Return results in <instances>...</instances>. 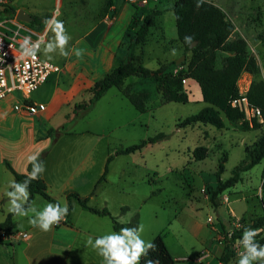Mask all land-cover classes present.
<instances>
[{
  "label": "rangeland",
  "instance_id": "1",
  "mask_svg": "<svg viewBox=\"0 0 264 264\" xmlns=\"http://www.w3.org/2000/svg\"><path fill=\"white\" fill-rule=\"evenodd\" d=\"M174 1H156V6L164 11L150 29L147 36L150 41L145 44L143 52L136 51L137 62L150 69L157 68L158 60H176L184 56L174 66V72H177L181 68L180 63L189 55V52H183L182 45L177 40L174 13L170 10ZM208 1L219 6L232 22V36L245 38L250 53L258 51L260 55L256 54L264 72V0ZM127 4L134 10L138 9L133 4ZM150 5L151 3L145 6L146 9ZM7 17L9 14L0 12V19ZM160 25H164V32ZM173 49L176 50V55L172 54ZM219 63L220 57L217 65ZM125 81L126 85L133 83V87L140 88L135 77H129ZM237 83L239 90L244 92L248 85V75L241 73ZM183 85L188 96L187 102H162L159 91L151 85L146 87L150 99L147 102L148 109L144 112L135 109L122 96L124 106H119L108 114L93 108L85 115L69 120L57 137L55 133L50 135L53 146L49 156L53 157L52 167L55 169H50L48 175H54L59 181L67 176L74 178L72 183H76L83 194L78 193L79 196L88 197L87 203L92 207H106L118 223H130L134 221V215H138L137 226L143 225L141 238L145 242L151 241L158 233H165L164 240L170 253L190 262L204 249L213 253L218 250V243L222 247L223 236L228 230L239 229L243 221L264 213V204L257 195L261 190L264 161L240 172L239 181L221 192L215 199V205L211 203L207 193L208 188L218 180L215 172L218 163L222 162L221 157L226 155L219 179L225 180L241 164L246 147L264 134V125L242 130L221 115L225 122L224 128L208 123L178 127L179 120L207 105L194 80L184 79ZM118 91L120 89L117 87L110 88V93ZM11 95L20 97V92L15 90ZM245 113L248 118L253 114L249 110ZM68 125L72 127L68 129ZM159 133L164 136L140 150L127 154L118 153L127 146ZM200 145L207 148V155L196 160L193 150ZM85 153L87 157L84 158ZM1 156L11 155H6L2 150ZM108 156H111V160L107 173L104 180L98 182ZM7 168L6 164L1 166L0 175H11ZM78 178L84 180L82 185L77 182ZM3 197H7L6 194L0 196V220H3L2 216L8 210V201L1 199ZM61 201L63 202L59 198L58 202L62 206ZM47 203L50 202L38 198L34 206L37 210H43ZM73 203L76 209L72 211L74 225L85 230L94 228L89 218L93 214L78 206L75 199ZM1 209L4 210L3 213ZM31 215L33 214L30 213L29 216ZM14 219L18 232L26 231L33 236L27 241L11 238L7 234L6 238L2 237L0 264H104L103 258L86 245L87 240L77 237L72 244L66 246L53 241L51 231L44 232L32 227L28 222L29 217L17 216ZM221 222L226 226L225 231L221 228ZM93 230L101 236L120 231L113 229L112 220L107 215H104L103 221ZM14 233L17 232H11ZM262 237L264 231L256 240L259 242ZM238 246L236 256L243 251L239 243ZM52 248L62 253H52Z\"/></svg>",
  "mask_w": 264,
  "mask_h": 264
},
{
  "label": "trees",
  "instance_id": "2",
  "mask_svg": "<svg viewBox=\"0 0 264 264\" xmlns=\"http://www.w3.org/2000/svg\"><path fill=\"white\" fill-rule=\"evenodd\" d=\"M157 2H154L142 19L138 15H133L131 26L128 27L126 52L122 58L118 59L115 67L96 80L88 89L90 98L74 105V114L78 115L91 107L110 87L119 88L135 109L140 112L148 109L147 102L150 96L146 87L151 85H154L159 91L162 102H187L188 96L184 89L183 80L192 79L198 84L201 98L207 105L198 112L179 120L177 122L178 127L208 123L217 128H224L225 122L221 115L229 123L242 130L256 129L264 125V79L261 77L260 67L254 54L249 52L246 39L242 36H232L234 31L232 22L226 17L224 11L211 1L206 0L205 3L197 7V0H175L170 6V10L174 13L177 40L181 43L183 52H189L184 62L180 63L179 71L174 72L175 60L162 63L155 69L133 62V46L145 41L149 28L154 26L157 16L164 11V9L156 6ZM185 36L193 37L194 46L190 47L185 44ZM262 42L264 47V38ZM218 57H220L219 65H217ZM243 71L252 75V80L244 95L239 92L237 85ZM129 77H135L140 88L133 87V83L126 85L125 80ZM242 97L246 98L248 108L259 110V116L255 115L248 118L243 103L232 104L233 100H239ZM163 136L159 133L154 137L140 140L119 150L118 153L127 154L140 150L146 144L155 142ZM245 151L241 164L236 166L225 180L219 179L220 173L224 169L223 161L226 160V155L221 157L222 162L218 163L215 172L218 180L208 188L207 192L213 205H215V199L221 192L239 181L240 172L247 171L255 164L264 161V134L251 146L246 147ZM206 155L207 148L203 145L197 146L193 150V157L196 160H201ZM44 157L45 152L40 153V159L44 161ZM110 160L111 156H108L98 182L104 180ZM6 166L13 173L15 181L21 182L26 178L27 174L16 173L7 162ZM28 171L31 172L30 164ZM260 187L264 189V175ZM29 192L31 202L35 195H39L48 202L59 203L56 198L47 193L43 178L32 181L29 185ZM68 197H74L79 206L86 211L98 216H109L114 230L126 226L137 227L138 225V215L136 214L133 217L135 218L134 221L118 223L106 207L95 208L90 206L87 203L88 197H80L75 192L69 193ZM261 202L264 204V199H261ZM68 209L69 214L71 211L70 204ZM246 227H264V213L250 218L248 221H243L242 226L233 230L230 237H227L226 233L224 234L223 248L219 256L220 264H227L234 258L236 254L231 244L234 239L242 236ZM13 228V214L9 212L0 222V231L8 234L13 232ZM221 228L226 230L223 222H221ZM164 238L165 233H158L151 239L156 245V251L150 250L148 256L141 259L140 264H145L146 259H152L156 264H175L176 261L168 250ZM259 242L264 244V237Z\"/></svg>",
  "mask_w": 264,
  "mask_h": 264
},
{
  "label": "crops",
  "instance_id": "3",
  "mask_svg": "<svg viewBox=\"0 0 264 264\" xmlns=\"http://www.w3.org/2000/svg\"><path fill=\"white\" fill-rule=\"evenodd\" d=\"M153 4L148 6V9ZM20 9L30 16V21L27 22L29 24H25L26 21L20 20L22 24L34 32L43 33V35L45 34L44 20L58 13L57 18L64 22L71 40L67 48L69 51L67 57H61L58 49L50 53L53 56L51 60H48L42 52L39 53L42 59L56 65L58 70L50 73L38 88L31 91L25 99L21 94L20 97L9 94L0 101V168L7 162L16 173L27 174L29 172L27 157L35 153L45 152L46 171L42 178L46 184V191L57 200L61 198L63 200V202L61 201L62 206L65 202L67 205H71L68 216L58 225L53 226L51 230L52 240L67 246L72 244L77 237L84 240L89 237L95 239L101 235L93 229H96L103 221L104 216L92 213L93 217H89L94 225L92 229L85 230L80 226L76 227L72 218V211H76L73 203L75 198L68 197V194L71 192L82 194L81 190L76 187V183H72L74 178H67V176L59 181V178H55L54 175H48L50 169L53 171L55 169V167H52L54 165L53 157L49 156L51 154L50 149L53 146L51 145L52 138L50 135L55 133L57 137L62 129L67 126L69 120L83 116L93 108L101 109L103 114H108L109 111L124 106L123 97L125 96L120 91L110 93V88H112L110 87L91 107L78 115L74 114V105L90 98L88 89L96 80L115 67L118 59L122 58L126 52L128 27L131 26L133 15H138L142 19L148 9L138 7L137 10H134L124 0H0V12H6L9 17L15 18L17 11ZM159 16H157L156 22ZM104 17H109L110 22L108 24L103 22ZM163 27L164 25H160L162 32H164ZM151 28L152 26L148 30L145 41L135 44L132 48L134 63H140L137 62L136 51L143 52L145 44L150 41L147 36ZM52 36L53 33H47V38L50 39ZM76 50H82L83 55L77 57L75 55ZM256 53L259 54L258 51ZM256 53L253 54L260 67V58ZM172 60L174 59L170 58L168 61L158 60V66ZM243 72L248 75L247 90L252 75L246 71ZM260 73L264 79V72L261 67ZM246 90L244 92L239 90V92L244 94ZM86 97L88 98L86 99ZM18 98L20 101H18ZM24 102L35 104L37 112L30 114L23 110L21 106L18 109L14 108V105H21ZM70 126L72 127V125H68V129ZM2 150L6 155L11 156H1ZM83 157H87V154L85 153ZM76 169L80 170V168ZM9 172L11 175H0V196L6 194L5 191L10 190L8 185L15 179L13 173L10 170ZM77 182L82 185L84 180L78 178ZM38 198L42 197L35 195L32 203L34 204ZM1 199L8 201V197ZM8 207L9 203L7 209ZM6 211L2 216L3 220L6 217L5 215L9 213L8 210ZM1 212L3 213L4 210L1 209ZM15 217L17 216L13 215V232H18L15 226ZM3 220H0V222ZM28 234L29 238L26 241L33 236L31 233ZM2 239L1 237L0 240ZM222 248L223 246L221 247L218 243V250L213 253L204 249L190 262H185V259L171 255L176 261L175 264H220L219 256ZM51 250L52 253H62L57 249L52 248ZM238 259L239 257L235 255L227 264H237Z\"/></svg>",
  "mask_w": 264,
  "mask_h": 264
},
{
  "label": "clouds",
  "instance_id": "4",
  "mask_svg": "<svg viewBox=\"0 0 264 264\" xmlns=\"http://www.w3.org/2000/svg\"><path fill=\"white\" fill-rule=\"evenodd\" d=\"M205 2L206 0H197V7ZM58 15L56 13L44 20L45 34L39 36L36 41H32L31 36L23 37L20 43V59L35 61L38 59V53L42 52L48 60H51L53 56L50 53L57 49L61 57L69 55L67 48L71 36L68 35L64 22L57 18ZM48 32L53 33L50 39L47 38ZM184 42L190 47L194 46L192 36H185ZM172 54L176 55L175 49L172 50ZM75 55L81 57L83 51L76 50ZM27 162L31 165V172L27 173L23 181L17 182L13 179L8 185L10 189L6 192L9 203L8 211L18 217H29L28 222L32 227L48 232L66 218L69 211L68 205L66 202L63 206L50 202L43 210H37L30 201L29 185L32 181L42 178L46 167L39 153L29 155ZM257 195L264 199V189H261ZM30 213L33 215L29 216ZM143 231V225L124 227L119 232L113 231L95 239L89 237L86 245L103 258L104 264H140L141 259L147 257L150 250L156 251L154 242H145L141 238ZM262 231L264 229L244 228L239 239L243 251L238 253L237 264H264V244L256 240ZM145 264H156V262L146 259Z\"/></svg>",
  "mask_w": 264,
  "mask_h": 264
},
{
  "label": "built area",
  "instance_id": "5",
  "mask_svg": "<svg viewBox=\"0 0 264 264\" xmlns=\"http://www.w3.org/2000/svg\"><path fill=\"white\" fill-rule=\"evenodd\" d=\"M127 3L133 4L138 7H145L150 3H154L158 0H124ZM103 22L108 24L110 22L109 17H104ZM43 33H37L29 28H26L20 20H16L13 17L0 19V101L13 91H19L25 99L27 95L38 88L53 71H57L58 67L50 61L44 60L39 56L35 61L20 59V43L25 36H31L32 41H36ZM243 103L245 111H252V116H259V110L248 108L246 98L242 97L239 100H233L232 104ZM21 108L30 114L37 112L35 104H29L27 102L21 105L16 104L14 108ZM233 230L226 232L227 237H230ZM13 233V232H12ZM0 236L6 238V233L0 231ZM7 236L11 238H21L26 240L29 238V234L25 231H20L14 234L8 233ZM240 238L233 240L231 246L237 253L239 248Z\"/></svg>",
  "mask_w": 264,
  "mask_h": 264
},
{
  "label": "water",
  "instance_id": "6",
  "mask_svg": "<svg viewBox=\"0 0 264 264\" xmlns=\"http://www.w3.org/2000/svg\"><path fill=\"white\" fill-rule=\"evenodd\" d=\"M15 19L29 22L30 16L24 10L20 9L19 11H17V13L15 15ZM183 58H184V56L180 57L179 59H176L175 62L178 63Z\"/></svg>",
  "mask_w": 264,
  "mask_h": 264
}]
</instances>
